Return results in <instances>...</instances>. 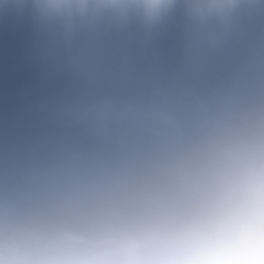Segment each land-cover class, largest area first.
Returning <instances> with one entry per match:
<instances>
[{"label": "flooded vegetation", "instance_id": "af4514ba", "mask_svg": "<svg viewBox=\"0 0 264 264\" xmlns=\"http://www.w3.org/2000/svg\"><path fill=\"white\" fill-rule=\"evenodd\" d=\"M40 43L47 52L28 60ZM15 47L26 54H6ZM17 74L28 81L23 101L8 92ZM201 101L170 136L180 157L203 171L264 142V5L239 10L226 29H200L182 12L151 29L136 21L70 29L0 6V264H20L15 244L42 250L54 234L147 215L177 195L145 168L143 138L139 166L126 174L112 171L100 147L125 129L145 134L154 116L185 118ZM39 123L55 138L28 152L14 132ZM82 163L93 170L81 179Z\"/></svg>", "mask_w": 264, "mask_h": 264}, {"label": "clouds", "instance_id": "9594fccd", "mask_svg": "<svg viewBox=\"0 0 264 264\" xmlns=\"http://www.w3.org/2000/svg\"><path fill=\"white\" fill-rule=\"evenodd\" d=\"M9 4L70 29L106 21L151 29L176 12L200 29H226L239 10L264 0H0ZM205 102L185 118L157 115L145 134H125L143 138L145 168L177 195L147 215L54 234L42 250L15 244L20 264H264V159L237 152L202 171L169 142ZM121 139L105 150L122 154ZM56 240L69 246L58 249Z\"/></svg>", "mask_w": 264, "mask_h": 264}, {"label": "water", "instance_id": "95a60500", "mask_svg": "<svg viewBox=\"0 0 264 264\" xmlns=\"http://www.w3.org/2000/svg\"><path fill=\"white\" fill-rule=\"evenodd\" d=\"M13 137L15 140L20 142V145L28 147V152L37 151L44 147L47 143H50L55 138L54 129H49L48 125H31L26 126L23 129L16 128ZM121 137V136H120ZM119 138V137H118ZM124 139H121V143ZM115 143L112 141L111 145ZM123 152L122 154H117L114 158L110 155L105 160L110 164L114 173H126L138 165L139 158V146H135L132 151L135 152L134 159L128 154L130 146L122 143ZM129 155V156H128ZM128 156V157H127Z\"/></svg>", "mask_w": 264, "mask_h": 264}, {"label": "rangeland", "instance_id": "374dc122", "mask_svg": "<svg viewBox=\"0 0 264 264\" xmlns=\"http://www.w3.org/2000/svg\"><path fill=\"white\" fill-rule=\"evenodd\" d=\"M44 44L40 43V44H36V45H31V48H28V55L31 53L30 57H28V60H39V58L45 54V52H47V48L46 47H42ZM30 50L32 52H30ZM30 52V53H29ZM10 53V54H9ZM6 54H9L10 56H24L26 54V50H22V48L19 47H15L13 49H10V51ZM16 65H19L17 68H19L20 66L22 67L23 65H28V62L25 61L22 63V60H16L15 61ZM22 64V65H21ZM21 75L23 76V74L21 73ZM20 76L19 74H17L16 77L12 78V81L9 83V86L7 84L8 87V92L13 94L16 93L21 94L22 97V101L24 100V96L26 98L27 93H28V81H25V85H21L19 83L20 81ZM25 89V92L23 91ZM27 102H23V106L26 104ZM22 111L24 112V110L22 109ZM22 112V114H23ZM240 153L247 155L251 158H259V159H264V143L262 144H258L257 142L255 144H251L250 146H244V148L240 151ZM92 167L88 164V163H82L81 164V179L84 178L85 176H88L91 172ZM88 178V177H86ZM59 182L62 181V178H58ZM49 183H51V180H49ZM81 184L83 185V182L81 181ZM128 188H126L125 190L127 191Z\"/></svg>", "mask_w": 264, "mask_h": 264}]
</instances>
